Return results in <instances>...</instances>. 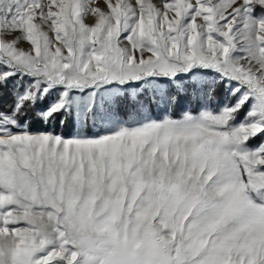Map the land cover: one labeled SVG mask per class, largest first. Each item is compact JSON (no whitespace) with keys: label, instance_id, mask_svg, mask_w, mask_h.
Returning a JSON list of instances; mask_svg holds the SVG:
<instances>
[{"label":"snow or ice","instance_id":"obj_1","mask_svg":"<svg viewBox=\"0 0 264 264\" xmlns=\"http://www.w3.org/2000/svg\"><path fill=\"white\" fill-rule=\"evenodd\" d=\"M94 5L0 0V264H264V0Z\"/></svg>","mask_w":264,"mask_h":264},{"label":"rangeland","instance_id":"obj_2","mask_svg":"<svg viewBox=\"0 0 264 264\" xmlns=\"http://www.w3.org/2000/svg\"><path fill=\"white\" fill-rule=\"evenodd\" d=\"M152 2L156 3L158 6L160 4V0H152ZM96 5L104 7V0H96ZM96 5H94V6H96ZM94 20H95V18L91 17V16L85 18V22L89 23V24L93 23ZM50 35H51V33H50ZM18 47H20V48H22L24 50H28L30 48V42L22 40L18 44ZM183 107H193V108H195V105L190 104L187 98H183L182 97L181 100H180V104H179V106L176 109L177 114H179L181 108H183ZM161 112H162V110H154L153 115L158 117L159 115H161ZM75 132H76V128L74 127L72 132H71V134H75ZM89 134H91V133H89ZM261 139H264V137H258L256 139H252L250 141V146H254L255 144L259 143Z\"/></svg>","mask_w":264,"mask_h":264},{"label":"trees","instance_id":"obj_3","mask_svg":"<svg viewBox=\"0 0 264 264\" xmlns=\"http://www.w3.org/2000/svg\"><path fill=\"white\" fill-rule=\"evenodd\" d=\"M11 88V82L9 84V89ZM11 101V97L10 96H5L4 97V104H7ZM74 126H66L63 129L59 128L58 126L56 127V131L57 132H63L66 136L69 135L72 130H73ZM33 131H43V130H51V126L50 125H44L43 123L40 122H35L33 124Z\"/></svg>","mask_w":264,"mask_h":264}]
</instances>
